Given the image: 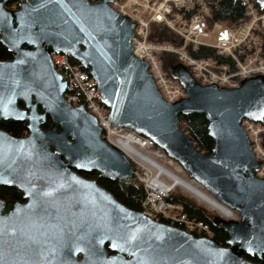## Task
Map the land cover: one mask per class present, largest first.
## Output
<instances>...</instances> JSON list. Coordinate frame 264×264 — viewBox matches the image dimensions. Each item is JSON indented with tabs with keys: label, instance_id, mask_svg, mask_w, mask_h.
Wrapping results in <instances>:
<instances>
[{
	"label": "water",
	"instance_id": "1",
	"mask_svg": "<svg viewBox=\"0 0 264 264\" xmlns=\"http://www.w3.org/2000/svg\"><path fill=\"white\" fill-rule=\"evenodd\" d=\"M11 1L0 0V44L11 54L0 60V122H24L26 134L0 129V186L23 199H0V264H264V179L241 125H264V76L237 88L203 86L178 63L167 70L186 97L169 103L132 52L135 23L112 0H21L10 9ZM255 2L264 10V0ZM56 53L88 70L113 126L152 140L216 206L237 213L211 218L225 245L129 209L80 174L135 180L133 164L103 138L84 102L65 100ZM191 114L208 122L207 154L179 127V116Z\"/></svg>",
	"mask_w": 264,
	"mask_h": 264
},
{
	"label": "built area",
	"instance_id": "2",
	"mask_svg": "<svg viewBox=\"0 0 264 264\" xmlns=\"http://www.w3.org/2000/svg\"><path fill=\"white\" fill-rule=\"evenodd\" d=\"M241 1L248 19L234 27H226L211 20L210 0H112L111 6L135 22L134 37L131 40L133 54L149 64V71L162 97L171 103L185 97V92L176 80L164 73L161 54L175 55L178 62L185 65L202 85L216 84L219 87L236 88L244 78L264 75L260 35L264 31V11L260 12L252 0ZM151 24L168 28L175 40L168 43L150 42L148 36ZM200 47L210 49L212 55L202 58L191 55ZM52 60L55 68L67 79L68 88L64 95L67 102L78 105L84 101L86 109L96 117L104 130V138L110 144L123 148L118 145L119 142L122 138L129 137L147 155L145 157L138 154L141 159L138 161L120 149L134 164L135 175L143 185L145 197L141 203V211L151 218L169 220L189 232L211 236L207 224L188 219L182 212V206L164 200L171 191V185L167 189L156 184L153 187L151 177L154 171L145 166L143 161L152 164L148 157L162 158L165 163L172 164L182 173L179 164L156 148L151 140L111 124L107 109L100 102L99 91L87 71L71 64L62 54L53 55ZM242 124L252 141L256 158L261 162L256 175L264 178V146L261 143L264 127L247 120ZM155 175L158 177L160 173Z\"/></svg>",
	"mask_w": 264,
	"mask_h": 264
},
{
	"label": "trees",
	"instance_id": "3",
	"mask_svg": "<svg viewBox=\"0 0 264 264\" xmlns=\"http://www.w3.org/2000/svg\"><path fill=\"white\" fill-rule=\"evenodd\" d=\"M21 0H13L7 4L10 9L16 8ZM94 2L96 0H89ZM254 5L260 11L255 0ZM211 8V20L213 22H219L226 27H234L245 22L248 17L245 14V7L241 0H210ZM261 43L264 53V31H261ZM148 40L152 43H168L175 40L174 34L165 26L151 24L149 28ZM194 57L202 58L211 56V50L205 47H200L193 52ZM11 58V54L6 48L0 44V60H7ZM160 60L162 69L168 77H172L168 72V67L178 63L176 56L173 54H161ZM71 64L78 65L77 62L69 58ZM21 105V103H19ZM49 121L44 126L46 128ZM179 127L191 138L193 146L200 152L207 154L211 151L213 141L208 135L207 120L203 114H191L188 116H179ZM0 129L8 132L9 134L20 137L26 132V124L24 122H18L13 120L1 121ZM261 143L264 144V136ZM98 184L109 191L120 203L129 209L140 211L141 203L145 197V191L140 183L136 180H116L111 181L104 178L97 179ZM0 199L3 200H22L21 192L14 187L0 186ZM168 202L178 203L183 208V213L190 220L202 222L207 224L212 231V240L218 245H225L227 235L220 229L211 226L212 215L202 206L197 205L189 197L179 192L172 193L166 198ZM166 222L164 220H161ZM167 223V222H166ZM246 259L257 261L255 257L251 258L244 255Z\"/></svg>",
	"mask_w": 264,
	"mask_h": 264
},
{
	"label": "rangeland",
	"instance_id": "4",
	"mask_svg": "<svg viewBox=\"0 0 264 264\" xmlns=\"http://www.w3.org/2000/svg\"><path fill=\"white\" fill-rule=\"evenodd\" d=\"M138 148V147H137ZM126 150H127V152L134 158V159H136V160H138V161H140L141 159H140V156L138 155V154H136V152L135 151H130L131 149L130 148H126ZM149 156H154V155H152V154H149ZM152 158H154V157H152ZM160 159V158H159ZM161 161H159V160H156L155 158H154V161L156 162V163H158L159 165H162V166H164V167H167L168 169L167 170H169L170 169V171H172V172H174V174H177V176L179 177V178H183V179H185L184 177V175H183V173L181 174L178 170H177V168H174V166L172 165H169L167 162L165 163L164 161V159H160ZM151 161V160H150ZM163 161V162H162ZM152 162V164H150V163H148V162H146V161H143V163H144V165L145 166H147L150 170H152V172L154 171L155 172V174H157L158 173V171L159 172H162L163 174H160L159 176H163L164 175V177L166 176V177H168V176H170V177H172L171 176V173H169V172H167L166 171V173H167V175H166V173L165 172H163V170L162 169H160V166H157L153 161H151ZM154 164V165H153ZM158 169V170H157ZM157 170V171H156ZM165 171V170H164ZM154 172H153V174H154ZM169 173V174H168ZM159 174V173H158ZM153 176H156V175H153ZM152 176V177H153ZM184 176V177H183ZM165 179V178H164ZM186 180V179H185ZM172 180L170 179V182H171ZM168 182V181H167ZM192 182V181H191ZM169 183V182H168ZM193 183V182H192ZM153 184V183H152ZM189 184H191L190 182H189ZM170 185H171V187H170ZM167 188H173V190L175 191V192H179V193H181V194H184L185 196H187V197H189L191 200H193L197 205H199V206H202V207H204L211 215H212V217L213 216H221V217H223V218H229V219H237L236 218V214L234 213V214H231V215H228V217L227 216H225V214L224 213H221L219 210H217L216 208H214V207H211V206H209L206 202H204L203 200H200V199H198L199 198V194L198 195H196V194H193L191 191H189V189H187V188H185L184 186H182V184L179 182V181H175V182H171V183H169V184H167ZM196 187V186H195Z\"/></svg>",
	"mask_w": 264,
	"mask_h": 264
},
{
	"label": "bare ground",
	"instance_id": "5",
	"mask_svg": "<svg viewBox=\"0 0 264 264\" xmlns=\"http://www.w3.org/2000/svg\"><path fill=\"white\" fill-rule=\"evenodd\" d=\"M118 145H120L121 147H123V148L118 147L119 149H122V150H124V151H126V152H127L126 148H130L131 150H134L137 154H140L141 156H145V157H147V155L144 154L143 150L137 148V145L134 144V143L132 142V140H131L129 137H124V138H122ZM148 159L151 160V161H153L157 166H160V169H164V170H166L167 172L171 173V176H172V177H170V176H168V177L165 176V177H164V175H163V176H158V177H156V176H153V175H155V174H153V175H152L153 177H151V182L153 183V187H154V185L156 184V185H158L159 187H161L162 189H167V187H168L167 184H169V183H171V182L179 181V182L182 184V186H184L185 188L189 189V191H191L193 194H196V195L199 194V195H198V196H199L198 199L203 200V201L206 202L209 206L216 208L217 210H219L221 213H224L225 215H228V214H229L226 210H223V209H221L220 207H218V205L216 206L215 203L212 202L208 197H206V195H205L204 193H201L202 191H201V190H198V189L195 187V184H194V183H191L190 181H187V180H185V179H183V178H179V177L177 176V174H174V172L170 171V169L167 170V169H168L167 167H164V166L159 165L158 163H156V162L154 161V158H152V157H148ZM155 159L161 161L160 159H157V158H155ZM162 162H163V161H162ZM153 165H154V164H153ZM157 170H158V169H157ZM157 170H156V171H157ZM164 170H163V171H164ZM166 171H165V172H166ZM158 173L163 174L162 172H159V171H158ZM169 173H168V174H169ZM166 175H167V173H166ZM159 177H160V180L164 181V183H162V182L159 180ZM164 178H165V179H164ZM170 179L172 180L171 182H170ZM167 181H168L169 183H168ZM189 182H190L191 184H189ZM191 188H192L193 190H194V189L197 190V192H196V191H193ZM227 213H228V214H227Z\"/></svg>",
	"mask_w": 264,
	"mask_h": 264
},
{
	"label": "flooded vegetation",
	"instance_id": "6",
	"mask_svg": "<svg viewBox=\"0 0 264 264\" xmlns=\"http://www.w3.org/2000/svg\"><path fill=\"white\" fill-rule=\"evenodd\" d=\"M8 4V3H7ZM6 132V131H5ZM8 133V132H7ZM26 134V132H25ZM25 134H23L22 136H24ZM13 136V135H12ZM20 136V137H22ZM15 137V136H14ZM83 177L85 178H88V179H98V178H102V177H99V174L97 172H91V173H80ZM98 183V181H97ZM105 189V188H104ZM23 200V199H22ZM20 200V201H22ZM80 257V256H79Z\"/></svg>",
	"mask_w": 264,
	"mask_h": 264
}]
</instances>
